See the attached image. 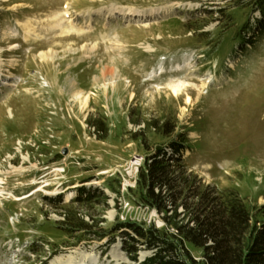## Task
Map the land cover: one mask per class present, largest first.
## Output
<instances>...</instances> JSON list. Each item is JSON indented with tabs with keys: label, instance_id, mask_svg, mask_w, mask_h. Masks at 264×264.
I'll use <instances>...</instances> for the list:
<instances>
[{
	"label": "rangeland",
	"instance_id": "1",
	"mask_svg": "<svg viewBox=\"0 0 264 264\" xmlns=\"http://www.w3.org/2000/svg\"><path fill=\"white\" fill-rule=\"evenodd\" d=\"M229 1L0 0V264L145 261L150 251L133 261L112 229L163 225L132 203L127 163L177 134L207 183L264 203V31ZM166 117L173 135L146 127ZM81 186L96 201L73 203ZM62 207L108 236L68 233Z\"/></svg>",
	"mask_w": 264,
	"mask_h": 264
},
{
	"label": "trees",
	"instance_id": "2",
	"mask_svg": "<svg viewBox=\"0 0 264 264\" xmlns=\"http://www.w3.org/2000/svg\"><path fill=\"white\" fill-rule=\"evenodd\" d=\"M229 3L248 7L252 14L258 12L256 28L264 31V0ZM251 26L249 18L244 31H251ZM245 39H249L248 44L253 43L252 38ZM89 123L103 132L101 139L106 137L108 126L102 119H89ZM176 125V120L167 117L161 122H146L147 128L154 127L165 136L173 135ZM187 148L185 137L177 134L144 156L136 186L129 188L130 199L156 211L163 225L117 221L112 229L120 237L122 250L135 262L140 250L150 251L139 264H264V203L249 206L234 187L207 183L187 166ZM78 190L72 202L81 206L93 203L99 196L84 186ZM62 208L61 222L68 233L84 232L98 240L108 236V232L95 231L101 228L99 221H87L71 207Z\"/></svg>",
	"mask_w": 264,
	"mask_h": 264
},
{
	"label": "built area",
	"instance_id": "3",
	"mask_svg": "<svg viewBox=\"0 0 264 264\" xmlns=\"http://www.w3.org/2000/svg\"><path fill=\"white\" fill-rule=\"evenodd\" d=\"M141 159H139V161H138V158H137V156H134L128 163H127V169L129 168L131 171H133L132 170V168L134 167V171H135V174H136V178H134L133 179V181H134V183L133 184H129V183H127L126 185H125V188H126V190L128 191L129 190V188H132V186L134 187V186H136V181H137V175H138V172H139V168H140V166L142 165V163H143V161H144V157L142 156V157H140Z\"/></svg>",
	"mask_w": 264,
	"mask_h": 264
},
{
	"label": "bare ground",
	"instance_id": "4",
	"mask_svg": "<svg viewBox=\"0 0 264 264\" xmlns=\"http://www.w3.org/2000/svg\"><path fill=\"white\" fill-rule=\"evenodd\" d=\"M41 55L46 56L45 52H42ZM181 89H182V85L171 86V90L174 94H179L181 92ZM87 103H88V96H86L85 100L83 101L84 106L87 105ZM53 171H64V170H61L60 168H55ZM57 262L60 264H64L66 262V259L64 260L59 259Z\"/></svg>",
	"mask_w": 264,
	"mask_h": 264
},
{
	"label": "water",
	"instance_id": "5",
	"mask_svg": "<svg viewBox=\"0 0 264 264\" xmlns=\"http://www.w3.org/2000/svg\"><path fill=\"white\" fill-rule=\"evenodd\" d=\"M66 152V151H65Z\"/></svg>",
	"mask_w": 264,
	"mask_h": 264
}]
</instances>
